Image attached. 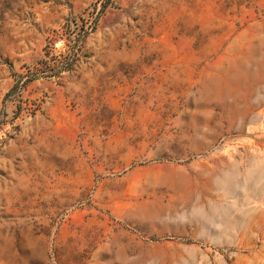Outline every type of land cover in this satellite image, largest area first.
I'll list each match as a JSON object with an SVG mask.
<instances>
[{
	"label": "rangeland",
	"instance_id": "obj_1",
	"mask_svg": "<svg viewBox=\"0 0 264 264\" xmlns=\"http://www.w3.org/2000/svg\"><path fill=\"white\" fill-rule=\"evenodd\" d=\"M0 264H264V0H0Z\"/></svg>",
	"mask_w": 264,
	"mask_h": 264
},
{
	"label": "trees",
	"instance_id": "obj_2",
	"mask_svg": "<svg viewBox=\"0 0 264 264\" xmlns=\"http://www.w3.org/2000/svg\"><path fill=\"white\" fill-rule=\"evenodd\" d=\"M103 8H105V7H103Z\"/></svg>",
	"mask_w": 264,
	"mask_h": 264
}]
</instances>
